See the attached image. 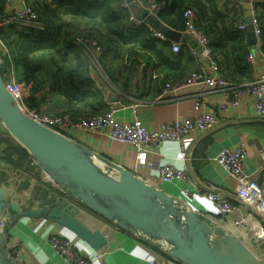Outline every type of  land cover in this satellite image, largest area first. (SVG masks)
Returning <instances> with one entry per match:
<instances>
[{
	"label": "crops",
	"instance_id": "crops-1",
	"mask_svg": "<svg viewBox=\"0 0 264 264\" xmlns=\"http://www.w3.org/2000/svg\"><path fill=\"white\" fill-rule=\"evenodd\" d=\"M141 4L144 6L140 2ZM219 8L222 12L226 10L227 7L224 0H220ZM241 10L244 19L246 12L244 5ZM78 38L91 39L94 37L88 35L76 36V39ZM179 43L181 45L184 44ZM263 45L264 39L261 41V38L257 40L255 45H247L255 55L252 62L248 61L252 67L251 80L256 78L259 72L264 69V53L261 51L262 49L260 50ZM86 55L90 63L88 77L93 79L100 88L108 87L102 83V81H105L117 93L118 101L108 104L109 108H117L115 117L121 122L131 121L137 116L145 126L156 128L162 122H171L177 118L189 117L203 111L215 112V105L219 104L223 98L221 90L210 91L201 80L176 94L164 93L162 92L163 85L174 82H162L163 74L161 78H155L150 76L148 69L146 76H143L142 64L139 65L135 81L129 91H120L109 80H105L108 77L100 63L102 60L101 52L93 51ZM194 55L197 58V64L200 62L206 64L201 56ZM217 58L222 70L221 73H230L231 67H227L225 60L221 56ZM140 60L144 61L143 59ZM3 69V66H1L2 72ZM115 77L119 78L117 72ZM152 79L159 82V87L151 85ZM250 98L252 99L251 96L244 98L243 103L239 107H229L227 112L218 115L217 123L213 127L230 120H233V123L222 125L205 135L202 134L207 130L201 133H193L185 137L181 142L165 141L160 146L150 150H137L131 144L111 140L105 128L95 131L73 130L70 138L85 148L130 170L143 180L156 185L174 200L180 202V204H185L186 208L193 210L200 218L225 227L251 212L243 203L236 201V181L215 161L214 157L217 153L223 148H235L240 142H243L248 152L244 160V172L258 182L263 179L258 166L262 156L261 151L264 149V123L253 113ZM197 101L200 102L199 108L195 106ZM3 132H5V129L2 127L0 128V134ZM201 135L202 137L197 139ZM180 144H184V152L180 150ZM4 148V144L0 143V186H5L9 191V200L17 199L19 206L22 208L25 204V191L17 190L16 187L26 178L30 179L31 182L30 187L27 189L29 193L35 187L38 189L47 187V193L54 187L53 182L41 168L38 170L34 169L33 162L28 168L22 169V167H18L16 164L6 160L3 153ZM188 150H190L189 162L197 173V180H194L187 168ZM165 163L176 167L185 165L195 186L221 192L229 197L232 202H236L237 207L234 212L224 215L219 212L212 201L204 196H186L182 193V188L186 185L184 181L158 182V169ZM103 168L109 171L107 166ZM56 187L58 186L56 185ZM10 212L13 213L11 209ZM253 214L254 216L249 218L246 224L239 227L248 233V238L256 252L264 255V234L262 237L256 236V228L253 226L255 222L259 223L264 232V217H259L254 212ZM79 218L92 229L99 228L103 233L106 243L98 250L87 241L77 237L72 231L52 223L44 217L29 218L19 216L12 225L8 217L4 221V226L1 230L6 238L3 247H0L4 262L7 264H67L48 242V233L55 230L62 232L87 255H92L93 252L99 251L101 257L94 264H149V259H154L160 264H183L161 248V244L164 245L165 243L160 242V240L134 234L129 228H121L113 221L107 220L89 210H85L84 213L79 215ZM257 230L259 231V226H257Z\"/></svg>",
	"mask_w": 264,
	"mask_h": 264
},
{
	"label": "trees",
	"instance_id": "trees-1",
	"mask_svg": "<svg viewBox=\"0 0 264 264\" xmlns=\"http://www.w3.org/2000/svg\"><path fill=\"white\" fill-rule=\"evenodd\" d=\"M38 16V26L11 24L0 30V37L8 46L17 79L25 84L27 108L55 115L73 117L98 115L109 109L105 92L88 77V56L76 43V36L94 37L101 49V66L108 80L120 91L128 92L135 81L143 59L142 72L152 69L163 74L162 82L184 79L196 67L197 58L188 46L178 52L171 42L153 36L151 29L128 19L124 0H24ZM144 5L160 3L158 18L168 26L184 29L183 11L193 9L197 25L208 36L213 56L222 57L231 67L223 74L227 79L244 83L252 79V67L246 59L250 51L245 30L236 28L242 10L219 8L220 0H138ZM260 38L264 39V0H258ZM8 13L6 0H0V18ZM262 49V50H261ZM264 53V45L260 47ZM125 57L129 59L124 64ZM219 63V61H218ZM220 66V64H219ZM221 70V68H220ZM222 71V70H221ZM119 78L115 77V73ZM161 82V83H162ZM108 83V84H111ZM151 85L159 87L152 79ZM160 89V88H159ZM0 134L4 158L22 169L35 161L5 127ZM33 166V165H32Z\"/></svg>",
	"mask_w": 264,
	"mask_h": 264
},
{
	"label": "water",
	"instance_id": "water-1",
	"mask_svg": "<svg viewBox=\"0 0 264 264\" xmlns=\"http://www.w3.org/2000/svg\"><path fill=\"white\" fill-rule=\"evenodd\" d=\"M241 1L246 8V44L255 45L258 39L251 24L249 0ZM124 2L133 16L144 18L148 26L160 32L166 40L189 43L196 50V55L200 56L198 45L190 34L168 26L157 15L143 10L138 0ZM112 89L105 92L107 103L118 101L117 93ZM0 120L54 184L48 193L47 187H35L29 193L30 179H23L16 187L25 191L22 208L17 199L9 200V191L5 186H0V214L7 209L11 225L19 216L44 217L72 231L98 250L106 243L103 233L99 228L92 229L79 218L80 214L89 210L121 228H129L134 234L166 243V247L161 248L183 264H264V255L256 252L248 233L235 222L227 225L230 229L200 218L156 185L30 117L5 88L1 72ZM259 120L264 123V119ZM233 122H223L202 135ZM189 152L187 168L197 180V173L189 162ZM5 241L0 231V247ZM1 254L0 248V264H7Z\"/></svg>",
	"mask_w": 264,
	"mask_h": 264
},
{
	"label": "built area",
	"instance_id": "built-area-1",
	"mask_svg": "<svg viewBox=\"0 0 264 264\" xmlns=\"http://www.w3.org/2000/svg\"><path fill=\"white\" fill-rule=\"evenodd\" d=\"M258 0H249L248 9L251 13V24L255 35L260 38L261 27L258 19V8L254 7V3ZM8 5V13L0 18V30L5 29L11 24L38 26V16L36 11L25 3L24 0H6ZM230 8L241 10L243 3L241 0H228ZM142 5V4H141ZM123 6L127 8L126 2ZM143 10L152 15H156V11L160 8V3H151L142 5ZM184 29L191 35L199 48L200 56L206 64L198 63L197 66L189 72L182 80L172 84L165 83L162 92L176 94L201 80L209 88L210 91L221 90L223 92L222 101L216 104L215 112H200L195 115L183 118H177L171 122H162L156 128L145 126L139 117L135 116L131 121H118L115 117L117 108L110 107L107 111L98 115H83L73 117L68 114L49 115L37 110L27 108L25 97L27 91L25 84L17 79V72L13 66L9 49L4 40L0 37V61L3 66V72L0 69L1 76L5 88L18 101L23 111L40 124L60 133L68 138L73 130L95 131L102 128L107 129L108 136L111 140L125 142L134 146L137 150H150L160 146L165 141L181 142L185 137L211 129L217 123V116L227 112L229 107H239L244 98L251 96V108L253 113L259 118L264 119V69L259 72L256 78L244 83H236L227 79L221 73L220 66L212 54L210 48V40L208 36L197 25L196 14L191 8L183 11ZM128 19L135 24H143L151 29L144 18L133 16L128 10ZM236 28L245 29V22L241 16L235 23ZM153 36L164 40L165 37L158 31L152 30ZM166 40V39H165ZM75 43L82 48L86 54L93 51L101 52V47L94 39L78 38ZM183 46H188L193 54L196 50L190 44L173 42L171 50L178 52ZM264 57V54H263ZM255 55L253 51L247 53L246 59L253 61ZM129 59L125 57V64ZM141 64L143 62L140 60ZM152 76L161 78L162 74L152 69ZM108 81V79H105ZM246 100V99H245ZM196 108L200 107V102L195 103ZM180 150L185 151L184 144H180ZM262 156L258 166L259 172L263 179L261 182L254 180L244 172V160L248 154L246 145L240 142L235 148H223L214 157L215 161L236 181L237 188L235 198L238 203L247 206L251 213L235 220L234 222L241 226L246 224L249 218L254 216L253 212L264 217V149L261 151ZM34 169H40L36 161H33ZM158 182L184 181L185 187L182 193L186 196H204L212 201L220 213L228 215L234 212L237 207L236 202H232L229 197L221 192L209 190L208 188L198 187L194 185L185 165L176 167L172 164H162L158 169ZM8 210L0 216V231L4 226V221L8 218ZM259 226L256 236L262 237L263 228ZM48 242L53 250L60 255L67 264H94L101 257L99 251L87 255L79 249L67 236L60 231H50L47 235ZM161 244V243H160ZM162 247H166V243ZM149 264H160L154 259L148 260Z\"/></svg>",
	"mask_w": 264,
	"mask_h": 264
},
{
	"label": "bare ground",
	"instance_id": "bare-ground-1",
	"mask_svg": "<svg viewBox=\"0 0 264 264\" xmlns=\"http://www.w3.org/2000/svg\"><path fill=\"white\" fill-rule=\"evenodd\" d=\"M253 226H255V228H256V232H257V231H258V230H257V226H258L257 222H255Z\"/></svg>",
	"mask_w": 264,
	"mask_h": 264
},
{
	"label": "rangeland",
	"instance_id": "rangeland-1",
	"mask_svg": "<svg viewBox=\"0 0 264 264\" xmlns=\"http://www.w3.org/2000/svg\"><path fill=\"white\" fill-rule=\"evenodd\" d=\"M2 127L4 128V125H3L2 121L0 120V128H2Z\"/></svg>",
	"mask_w": 264,
	"mask_h": 264
}]
</instances>
